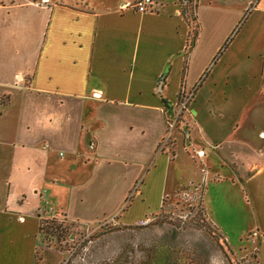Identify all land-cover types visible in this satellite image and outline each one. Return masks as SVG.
Here are the masks:
<instances>
[{
	"label": "crops",
	"instance_id": "1",
	"mask_svg": "<svg viewBox=\"0 0 264 264\" xmlns=\"http://www.w3.org/2000/svg\"><path fill=\"white\" fill-rule=\"evenodd\" d=\"M133 1L0 0V264H37L42 219L129 226L199 185L228 245L248 235L264 264V0Z\"/></svg>",
	"mask_w": 264,
	"mask_h": 264
},
{
	"label": "rangeland",
	"instance_id": "2",
	"mask_svg": "<svg viewBox=\"0 0 264 264\" xmlns=\"http://www.w3.org/2000/svg\"><path fill=\"white\" fill-rule=\"evenodd\" d=\"M122 7L123 4L120 8L124 10ZM184 90L183 87L177 103H173L175 106L180 105L185 93H193L192 89ZM10 165L11 161L1 160V192L8 187L6 180H12L11 172L5 175ZM152 217V221L144 226L138 224L140 219L129 226L113 219L90 226L46 218L47 227L61 225L67 232L59 239L55 234L38 232L35 263L258 264L253 252L255 243L248 235H244L242 241H236V251L213 226L202 204L200 185L166 195L164 206Z\"/></svg>",
	"mask_w": 264,
	"mask_h": 264
},
{
	"label": "built area",
	"instance_id": "3",
	"mask_svg": "<svg viewBox=\"0 0 264 264\" xmlns=\"http://www.w3.org/2000/svg\"><path fill=\"white\" fill-rule=\"evenodd\" d=\"M155 7H156V0H135L133 2L124 3L122 8L124 10L134 9L139 12H152L155 10ZM184 92L186 91L184 90ZM184 92L182 94H184ZM186 94L188 93H185L183 95L180 105L179 104L176 105V109H175L176 113H175L174 118L168 122V130H167L166 137L164 138L165 142H168L171 139V134L176 129L178 119L183 118V112L187 110L188 105L193 98V93H190L189 95H186ZM199 154L202 155L203 151L200 152ZM152 219H153L152 215H148L144 218H141L138 221V224L140 226L147 225L148 223L152 221Z\"/></svg>",
	"mask_w": 264,
	"mask_h": 264
},
{
	"label": "trees",
	"instance_id": "4",
	"mask_svg": "<svg viewBox=\"0 0 264 264\" xmlns=\"http://www.w3.org/2000/svg\"><path fill=\"white\" fill-rule=\"evenodd\" d=\"M181 5L184 9H187L190 11L194 9L193 0H187L186 3H184V1L181 0ZM191 14L193 15L192 12H191ZM198 33H199V24L195 23L193 26L192 33L190 34V37L188 40L187 50H190L192 48V46L194 45V42L198 36ZM175 109H176V106L173 103H167L166 104L165 119H166L167 125H168V122L174 118L175 113H176ZM182 120H183V118L178 119L176 129L179 128L181 122H183ZM62 222H64V221H62ZM46 227H47L46 226V220L42 219L40 222L39 232L45 231L48 234H52V235L55 234L58 239L61 238L65 232H67L66 227L61 226V225H54V226L50 225V227H47V228Z\"/></svg>",
	"mask_w": 264,
	"mask_h": 264
}]
</instances>
